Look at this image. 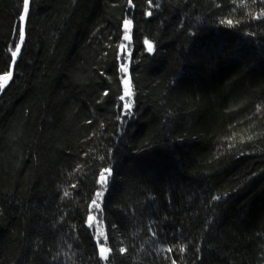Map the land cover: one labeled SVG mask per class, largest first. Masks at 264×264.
I'll use <instances>...</instances> for the list:
<instances>
[{
    "label": "trees",
    "instance_id": "1",
    "mask_svg": "<svg viewBox=\"0 0 264 264\" xmlns=\"http://www.w3.org/2000/svg\"><path fill=\"white\" fill-rule=\"evenodd\" d=\"M22 10L0 0V75ZM173 262L264 264V0H32L0 98V264Z\"/></svg>",
    "mask_w": 264,
    "mask_h": 264
},
{
    "label": "snow or ice",
    "instance_id": "2",
    "mask_svg": "<svg viewBox=\"0 0 264 264\" xmlns=\"http://www.w3.org/2000/svg\"><path fill=\"white\" fill-rule=\"evenodd\" d=\"M129 2H131V0H129ZM152 3V0H149V4ZM29 6H30V0H23V13L19 16V21L20 23L17 26L18 29V40L19 43L15 44V50L11 52V60L13 62H15V59L17 57V55L20 53L21 51V45L24 43L25 41V28L23 26L24 22L26 21L27 17H28V13H29ZM151 11H149L147 13V15H151ZM131 20H125L124 21V28L125 29H129L131 27ZM229 24L232 23V21H228ZM124 40H130V36L126 33L124 35ZM145 43L147 44V51L151 52L153 51V46L151 45V43H149L148 41H145ZM124 45H121V49H123ZM121 70L122 71H127V67L125 65H121ZM13 76V72L12 71H7L4 75H0V88H3L8 81L12 78ZM125 84H128V81H125ZM131 91L126 90L124 96L120 97L121 101H124L125 96H131ZM131 101L124 103L123 104V109L125 110H130L131 109ZM112 176V170L110 168H105L103 171L100 172L99 174V179H98V184L101 185V189L100 191H97L95 193V198L91 199V203L88 206L89 209L91 210H95L96 212L100 213L102 215V208H101V204L98 202L101 200V198L104 196L105 194V190H106V186L109 182V178ZM65 196H68L69 193L66 191L64 193ZM96 220V217L93 215H88L87 216V225L89 228L93 227V221ZM96 238H97V244L99 245L98 248V254L100 256L101 259L103 260H108L109 258V253L111 252V249L106 247L105 245L107 244V236L104 233V231H98L96 234ZM101 240L103 242H101ZM183 247L180 248V251H183ZM119 251L121 253L125 252L126 249L121 248L119 249ZM169 251H171V249H169ZM173 264H175V262H173Z\"/></svg>",
    "mask_w": 264,
    "mask_h": 264
},
{
    "label": "water",
    "instance_id": "3",
    "mask_svg": "<svg viewBox=\"0 0 264 264\" xmlns=\"http://www.w3.org/2000/svg\"><path fill=\"white\" fill-rule=\"evenodd\" d=\"M31 3H32V0H30V6H29V11H30V8H31ZM22 13H23V10H22ZM21 13V14H22ZM28 19H29V13H28V17L26 19V21L24 22L23 26L25 28V41L24 43L21 45V51L20 53L17 55L16 59H15V62H13L11 60V63H10V68H9V71H12L13 72V76L12 78L8 81V83L3 87V88H0V98L2 97L3 93L5 92V90L7 89V87L9 86L10 82L12 81V79L14 78V74H15V69H16V66L20 60V57L22 55V52L24 50V46H25V43H26V40H27V27H28ZM149 43H151L149 40H147ZM19 43V42H18ZM151 45L153 46V51L151 52H148L150 54L154 53V45L151 43ZM145 46H146V49H147V44L145 43ZM4 75V74H2Z\"/></svg>",
    "mask_w": 264,
    "mask_h": 264
},
{
    "label": "rangeland",
    "instance_id": "4",
    "mask_svg": "<svg viewBox=\"0 0 264 264\" xmlns=\"http://www.w3.org/2000/svg\"><path fill=\"white\" fill-rule=\"evenodd\" d=\"M127 87L129 86V84L126 85Z\"/></svg>",
    "mask_w": 264,
    "mask_h": 264
}]
</instances>
